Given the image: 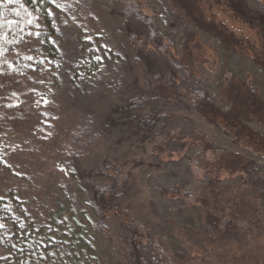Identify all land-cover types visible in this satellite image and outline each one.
I'll return each mask as SVG.
<instances>
[{
  "label": "trees",
  "instance_id": "1",
  "mask_svg": "<svg viewBox=\"0 0 264 264\" xmlns=\"http://www.w3.org/2000/svg\"><path fill=\"white\" fill-rule=\"evenodd\" d=\"M48 1L0 0V87L27 80L24 87L7 88L0 94V169L12 161L16 167L0 183V264H53L56 255L50 259L48 253L61 245V237L52 230L42 232L47 214L39 213L40 182L49 170L60 176L61 187L64 181L77 179L72 155L76 142L89 130L86 122L77 126L71 115L64 129L57 104L32 84V77L41 81L46 74L55 35L53 10L65 9L75 0ZM162 1L186 22L180 39L161 27L149 0H119L124 14L120 29L126 30L125 44L133 56L142 49L157 50L168 55L173 67V77L162 72L151 76L145 92L131 100L129 115L144 100L169 102L184 97L209 123L264 157V80L249 69L234 72L222 58L241 54L264 74V9L249 0ZM221 13H228L251 33L237 30ZM127 19L143 22L146 34L139 36L125 28ZM207 37L219 44L209 43ZM210 59L221 71L212 83L204 72ZM177 78L186 80L187 86L177 89ZM28 79L33 80L30 85ZM136 113L139 123L149 117ZM93 117L89 114L86 121ZM182 139L181 151L202 143L189 162L195 175L207 181L200 196L192 200L201 206L207 222L196 226L172 218L165 228L156 230L153 222L137 220L130 213L118 182L107 181L90 185L87 203L97 214L94 227L112 236L111 223L116 221L128 230L129 264H264L260 247L254 245L257 238H264V165L215 144L203 132ZM104 171L119 180L118 165ZM22 209L29 228L18 223Z\"/></svg>",
  "mask_w": 264,
  "mask_h": 264
},
{
  "label": "rangeland",
  "instance_id": "2",
  "mask_svg": "<svg viewBox=\"0 0 264 264\" xmlns=\"http://www.w3.org/2000/svg\"><path fill=\"white\" fill-rule=\"evenodd\" d=\"M249 1L264 9V0ZM149 2L163 29L171 31L178 39L185 35L187 25L179 13L171 12L162 0ZM220 16L237 30L251 33L228 13ZM123 19L119 0H75L65 9L53 10L55 35L49 45L46 74L41 81H36L35 77H32L34 81L30 79L34 88L57 104L64 129L69 115L77 126L85 122L89 126L86 136L79 138L77 147L74 145L77 151L72 156L77 179L64 181L66 184L61 187L58 185L60 176L49 170L46 180L40 182L43 189L39 213L46 211L47 214L42 232L52 230L51 233L58 232L61 237L58 240L61 245L55 252L48 253L50 259L56 255L53 264H129L128 230L113 221L111 236V233H100L93 225L97 214L94 206L87 203V197L89 200L90 185L94 182H118L125 192L130 213L137 220L153 222L156 230L165 228L172 218L182 224H205L207 220L201 214V206L192 200L200 196L207 181L195 175L189 162L202 143L180 150L183 144L179 141L192 132H203L215 144L264 165V157L209 123L184 97L169 102L144 100L141 105L136 104L137 110L129 115L131 100L145 92L151 76L162 72L173 77V67L168 55L157 50L142 49L133 56L125 44L126 30L120 29ZM127 20L125 28L128 26L139 36L146 34L143 22ZM207 40L213 45L219 44L212 37ZM209 51L214 52L210 47ZM222 58L234 72L249 69L264 80L262 70L247 57L232 53ZM213 61L210 59L204 70L208 83L221 75V71L212 66ZM26 81L0 87V94L7 88H22ZM174 82L177 89L187 86L186 80L177 78ZM136 112H140L141 117H149L139 123ZM89 114L94 115L93 120L86 121ZM115 165L119 166V180L104 171L105 167ZM14 169L13 161L12 165L3 166L0 183L10 178ZM17 218L18 223L30 227L31 223L25 220V210L22 209ZM257 239L254 245L260 247L257 249L263 260L264 238Z\"/></svg>",
  "mask_w": 264,
  "mask_h": 264
},
{
  "label": "snow or ice",
  "instance_id": "3",
  "mask_svg": "<svg viewBox=\"0 0 264 264\" xmlns=\"http://www.w3.org/2000/svg\"><path fill=\"white\" fill-rule=\"evenodd\" d=\"M10 2H11V0H10Z\"/></svg>",
  "mask_w": 264,
  "mask_h": 264
}]
</instances>
